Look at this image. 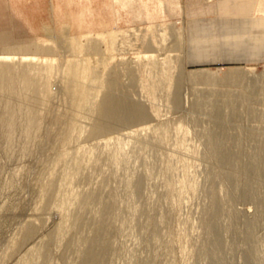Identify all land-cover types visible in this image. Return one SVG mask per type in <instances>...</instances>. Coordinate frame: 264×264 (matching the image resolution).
Instances as JSON below:
<instances>
[{"label": "rangeland", "instance_id": "374dc122", "mask_svg": "<svg viewBox=\"0 0 264 264\" xmlns=\"http://www.w3.org/2000/svg\"><path fill=\"white\" fill-rule=\"evenodd\" d=\"M230 1L0 0V264H264V59ZM197 6L233 20L188 53Z\"/></svg>", "mask_w": 264, "mask_h": 264}, {"label": "crops", "instance_id": "0c3cea01", "mask_svg": "<svg viewBox=\"0 0 264 264\" xmlns=\"http://www.w3.org/2000/svg\"><path fill=\"white\" fill-rule=\"evenodd\" d=\"M235 3L230 1L229 4L224 3L223 13L225 16L232 14V12H236L237 15H241L242 19L245 18L244 30L248 33L251 39L255 38L253 43L254 50H249L246 52L255 53L257 55H261L264 59V0H236ZM233 7V8H232ZM196 8V7H195ZM192 9V15L187 19V28H185V32L187 29V52L188 53H202V52H210L206 50H200V47L204 46H213L216 44L214 40V36L208 33V25L205 22L217 21L219 23H223L218 28L224 32L220 33V37H223L225 31H230L231 26H225V21L233 20L232 17L229 18H220L215 17V19H208V15H201L199 6L195 9ZM212 6H208V10H211ZM196 10V13H195ZM204 11V10H203ZM207 15V16H206ZM240 17V18H241ZM217 18V19H216ZM206 38L208 41H206ZM186 40V37H185ZM205 40V41H204ZM221 44V42H219ZM249 46V45H248ZM214 52V51H211Z\"/></svg>", "mask_w": 264, "mask_h": 264}, {"label": "bare ground", "instance_id": "6f19581e", "mask_svg": "<svg viewBox=\"0 0 264 264\" xmlns=\"http://www.w3.org/2000/svg\"><path fill=\"white\" fill-rule=\"evenodd\" d=\"M183 31H185V26L183 27ZM182 39H183V41H185V33L183 34V36H182ZM183 43V42H182ZM184 44V43H183ZM184 53V52H183ZM183 53H181V54H183ZM185 56V55H184ZM185 59V58H184ZM184 66V65H183ZM188 79V78H187ZM135 106H137V105H135ZM126 110H129L128 112H130V113H128L127 114V119H131V118H140V117H142V115H143V109L142 108H139V107H131V108H128V109H126ZM110 119V118H109ZM101 123H99V125H100ZM11 125V124H10ZM264 140V139H263ZM223 152H225V151H223ZM228 152V151H227ZM226 152V153H227ZM221 154V153H220ZM231 154V152H229V155ZM232 154H233V152H232ZM231 154V155H232ZM230 155V156H231ZM227 156V155H226ZM233 157V156H232ZM231 157V158H232ZM224 159V158H223ZM229 159V158H228ZM224 160H222V162H223ZM220 162H221V160H220ZM227 162V161H226ZM225 164V163H224ZM221 165H222V163H221ZM228 165V164H227ZM224 168V167H223ZM226 168V167H225ZM226 170H227V168H226ZM230 171V170H229ZM227 173V172H226ZM229 173H231V172H229ZM232 175V174H231ZM230 175V176H231ZM226 178H227V176H226ZM230 178V177H229ZM228 178V179H229ZM231 179H233V177L231 178ZM246 183V182H245ZM62 186V185H61ZM248 186V185H247ZM244 187V186H243ZM245 188H246V186H245ZM60 189V188H59ZM247 191V190H246ZM246 196V195H245ZM250 198V197H249ZM96 199V198H95ZM92 200H94L93 198H92ZM87 203L88 202H90L89 200L88 201H86ZM84 224H85V222H84Z\"/></svg>", "mask_w": 264, "mask_h": 264}]
</instances>
